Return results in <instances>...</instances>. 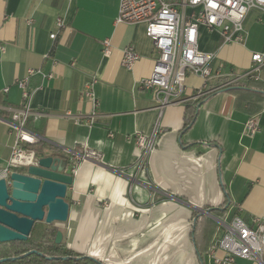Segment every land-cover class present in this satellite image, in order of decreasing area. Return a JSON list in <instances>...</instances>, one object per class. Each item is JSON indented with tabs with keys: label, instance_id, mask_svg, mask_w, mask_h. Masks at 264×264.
Returning a JSON list of instances; mask_svg holds the SVG:
<instances>
[{
	"label": "crops",
	"instance_id": "0c3cea01",
	"mask_svg": "<svg viewBox=\"0 0 264 264\" xmlns=\"http://www.w3.org/2000/svg\"><path fill=\"white\" fill-rule=\"evenodd\" d=\"M119 5L120 0H0V170L15 142L8 109L24 105L16 81L31 69L52 74L28 83L34 114L28 129L43 143L44 155L61 154L74 166V153L84 147L102 155L99 162L78 165L67 194L69 220L54 225L67 247L102 264H206L207 258L215 264L213 254L222 258L214 250L224 235L221 223L264 219L263 87L216 91L231 75L248 72L253 54L264 52V12L249 14L243 45L225 44L218 32L201 28L200 50L215 53L212 68L220 77L206 84L189 75L178 102L161 110L154 93L141 87L156 63L153 42L144 24L116 23ZM105 40L110 56L102 52ZM129 45L139 55L131 71L121 64ZM92 79L97 108L85 94ZM206 92L184 131L187 106ZM253 114L260 131L251 137L246 125ZM158 122L163 132L140 164L135 136L149 135ZM227 202L223 218L200 213Z\"/></svg>",
	"mask_w": 264,
	"mask_h": 264
},
{
	"label": "built area",
	"instance_id": "2783aa9c",
	"mask_svg": "<svg viewBox=\"0 0 264 264\" xmlns=\"http://www.w3.org/2000/svg\"><path fill=\"white\" fill-rule=\"evenodd\" d=\"M264 12V0H120L117 24L146 26V35L153 42L157 53L153 74L141 81L144 90L155 95L161 110L178 102L189 75L200 76L205 83L220 77L215 73L212 63L215 53L200 50V30L218 32L225 44H241L246 41L245 21L252 11ZM32 25V20L27 22ZM62 19L57 20V27H64ZM57 33L51 35L55 40ZM103 55H111L109 40L103 43ZM139 55L134 45L123 50L122 66L131 71ZM253 67L242 75H231V80L216 91L228 89L233 85L254 80L264 83V52L252 56ZM75 66V62L71 63ZM39 75L43 80L53 78L52 74H44L41 70L31 69L26 78L17 80L16 85L22 91L24 105L21 108H10L9 128L15 142L6 168L0 170V179L12 172H18L37 164L34 147L39 137L28 129L29 119L34 115L31 108L32 91L28 83L33 76ZM95 79L85 84V94L97 108L94 94ZM8 92V88L4 89ZM210 93H200L204 97ZM70 117L75 124H82L79 117ZM96 121V112L89 116L85 125L92 127ZM247 133L253 137L260 131L255 117L246 125ZM163 132L160 122L156 123L149 135L137 133L135 136L136 151L140 164H145L147 156L155 149L157 140ZM110 137H113L111 134ZM75 166L73 174H77L78 165L86 161L99 162L102 155L88 147L74 153ZM224 235L215 245L214 250L222 251L225 256L218 258L213 254L215 264H236L238 259L254 264H264V219L255 218L247 223L235 217L230 223H221ZM213 250V252H214Z\"/></svg>",
	"mask_w": 264,
	"mask_h": 264
},
{
	"label": "water",
	"instance_id": "95a60500",
	"mask_svg": "<svg viewBox=\"0 0 264 264\" xmlns=\"http://www.w3.org/2000/svg\"><path fill=\"white\" fill-rule=\"evenodd\" d=\"M73 170L69 157L61 154L45 156L43 153L37 156L36 165L1 178L0 243L27 241L38 223L47 226L66 223L71 210L67 194L75 182ZM200 213L211 216L209 211ZM62 240L63 234L58 231L56 243L60 244Z\"/></svg>",
	"mask_w": 264,
	"mask_h": 264
},
{
	"label": "trees",
	"instance_id": "16d2710c",
	"mask_svg": "<svg viewBox=\"0 0 264 264\" xmlns=\"http://www.w3.org/2000/svg\"><path fill=\"white\" fill-rule=\"evenodd\" d=\"M246 83V84H245ZM258 87V91L264 93V84L259 83L254 80H247L239 82L232 87L228 88V91H233L243 88ZM206 95L201 97L194 106H187V115L184 131L194 122L196 111L198 106L208 97ZM257 114L251 115L256 117ZM30 120L28 125L30 124ZM34 150L36 155L39 156L44 153V145L42 142L38 143ZM229 208V203L227 202L223 208L209 209L208 211L216 217H224ZM203 216H197V218ZM58 228L54 226H47L40 230V224H36L30 238L25 242L15 241L9 243H0V260L8 259L5 262H0V264H102L98 261H93L84 255H79L71 251L66 243L62 240L60 244L56 243V236ZM36 251V253H32ZM15 258V260H12ZM51 258V259H49ZM67 258V260H64Z\"/></svg>",
	"mask_w": 264,
	"mask_h": 264
},
{
	"label": "rangeland",
	"instance_id": "374dc122",
	"mask_svg": "<svg viewBox=\"0 0 264 264\" xmlns=\"http://www.w3.org/2000/svg\"><path fill=\"white\" fill-rule=\"evenodd\" d=\"M223 232H224V231H222V234H223ZM222 234H221V231H220V233H219L220 237L222 236ZM220 252H221V251H220ZM220 254H221V255H220ZM222 255H223L222 252L218 254L219 257H223ZM206 264H213V263L211 262L210 259L207 258V259H206ZM237 264H254V263H251V262H249V261H244V260H239V259H238Z\"/></svg>",
	"mask_w": 264,
	"mask_h": 264
}]
</instances>
